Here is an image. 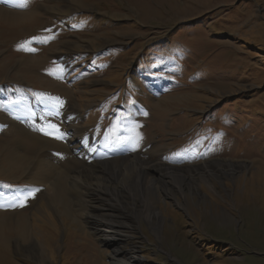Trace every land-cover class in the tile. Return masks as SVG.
<instances>
[{"label":"rangeland","instance_id":"374dc122","mask_svg":"<svg viewBox=\"0 0 264 264\" xmlns=\"http://www.w3.org/2000/svg\"><path fill=\"white\" fill-rule=\"evenodd\" d=\"M23 2L0 0L25 14L0 18V235L8 239L0 264H113L114 252L79 207L55 201L61 164L38 171L39 156L21 144L20 165L8 166V121L51 140L65 128L77 160L238 165L226 175L211 166L191 211L158 202L166 223L159 237L144 225L120 245L137 244L142 264H264V0ZM68 161L64 173L79 164ZM182 185L175 196L185 204ZM23 227L40 246L36 259L24 250Z\"/></svg>","mask_w":264,"mask_h":264},{"label":"bare ground","instance_id":"6f19581e","mask_svg":"<svg viewBox=\"0 0 264 264\" xmlns=\"http://www.w3.org/2000/svg\"><path fill=\"white\" fill-rule=\"evenodd\" d=\"M24 17V13L22 14L21 12L0 8V18L7 19L8 22L14 23L24 19ZM45 107L46 108L44 109L47 110L48 107ZM38 114H40V112ZM33 119L34 121L39 120L35 115L34 117L32 116L31 120ZM68 119L70 120L72 118L70 117ZM74 120L76 119L74 118ZM34 121L33 123H36ZM4 126H6L8 131L7 135H9L10 137V141H8L9 145L7 147L9 148L8 151H11V155L7 156L9 157L8 161L10 163L8 164V166L15 167L23 159L20 156L21 153L18 156L15 154V151L18 149V147L21 146V144H24V147L27 149L29 154L30 152L35 151L37 157L39 156L38 159L40 160L37 159V166H39L38 171H40L43 167L50 171L53 168L52 162L55 164V167H58L60 164L63 165L62 163H65V165H67L68 160V162L79 163L78 167L76 166V169H68V173H64V171L62 170L64 168H61V165L59 166L61 171L56 184L52 188V190L55 191V193L52 192V196L55 197V201L58 203V205L62 203L61 205H64L69 212L71 211L70 209L76 211L75 209L77 207L80 208V211L83 212L80 215L82 216V221H84L86 225L92 228L106 245L114 249L113 254H110V257L113 260V264H142L141 258L137 254V249L139 248L138 245L133 244L129 249L123 250L120 245V239L126 238L129 240V238H132V236L134 235V232H136L137 230L142 231V227H145L144 225H148L151 233L156 235L155 237H159L163 227L165 229L166 223L164 224L163 222L164 215L160 211V208H158L157 206L158 202L163 199L170 198L171 201L175 203L177 207H179L178 209H186V212L191 211L192 206L201 201L192 198V191H195L198 195H202V189L206 190V183H208L207 171L211 166H216L217 163H219L221 165L222 173L225 175L229 174V170L227 171L225 168H240L234 163L221 161L206 163L200 167H163V164L161 163H145L140 160L139 157L130 156H125L110 161L101 160L98 156L95 157V160H93L92 158L85 161L83 160V158L81 160H77V158H74V154L69 155V151H73L75 148H69L70 146L66 145V143L63 141V139L67 140L66 137L64 138V136L67 134V130L65 128L63 129L64 134L58 135L62 136V138H59V140L62 139L63 142H58V139H46L47 137L43 138L39 136V134L31 133L30 131L26 130V128H23L20 124H15L12 121H8ZM70 128L73 129L74 127L70 125ZM53 139H55V137H53ZM86 139H84L83 141L84 144L89 146L94 144L93 142H90ZM89 140H91V138ZM64 145H66L68 154L67 152H65V148L63 147ZM94 149L88 151H92L93 153L98 152ZM57 154H59V156L61 157L60 160L62 161V163H60L59 160H57L56 162V160L53 158H56ZM45 157L50 158L52 161H50L49 159V164H46L43 160ZM22 162L24 164L23 166H26L25 164L27 163V161H25L26 163H24V161ZM31 162H33V160ZM82 163L84 165H82ZM222 166H224V168H222ZM12 173L9 174L12 175ZM234 173L235 170L233 171V174ZM210 174L216 175V173ZM51 175H53V173ZM44 181L46 182L47 180ZM44 181L41 180L42 183ZM182 183H187L189 187L188 192L185 195V204L181 203L180 200L175 196L176 188L178 190L180 189V191H182V194L185 193V191L182 190L183 188L179 187L183 186ZM198 183H201V185L199 186L200 192L198 191V187H195V185ZM111 186V191H109L108 188H110ZM73 195H75V198L73 197ZM52 203H54V199L50 204ZM68 217H70L71 219L73 218L71 214ZM21 225L22 223H20V226ZM1 228L2 227L0 226V229ZM18 234L20 237H22L21 239L25 243L24 250L29 254V258H38L39 254H42V252H40L39 250V244L29 243L30 234L24 227L22 228V230L18 231ZM1 242L3 244H7L8 239L0 235V243Z\"/></svg>","mask_w":264,"mask_h":264},{"label":"snow or ice","instance_id":"6c2138e0","mask_svg":"<svg viewBox=\"0 0 264 264\" xmlns=\"http://www.w3.org/2000/svg\"><path fill=\"white\" fill-rule=\"evenodd\" d=\"M17 6H19V7H26V0H25V2H23V3H20L19 5H17ZM34 39H37V38H34ZM42 42H46V41H42ZM26 44H30L31 43V41H28V42H25ZM25 45H21V47L23 48ZM27 50H29V51H35V49H33V48H28ZM45 134H49V133H45ZM56 138H62V136H57Z\"/></svg>","mask_w":264,"mask_h":264}]
</instances>
